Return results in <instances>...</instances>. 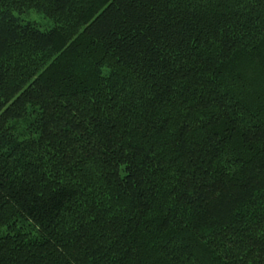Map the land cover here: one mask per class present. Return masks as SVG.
I'll return each mask as SVG.
<instances>
[{
  "label": "trees",
  "instance_id": "trees-1",
  "mask_svg": "<svg viewBox=\"0 0 264 264\" xmlns=\"http://www.w3.org/2000/svg\"><path fill=\"white\" fill-rule=\"evenodd\" d=\"M0 264H264V0H0Z\"/></svg>",
  "mask_w": 264,
  "mask_h": 264
},
{
  "label": "rangeland",
  "instance_id": "rangeland-1",
  "mask_svg": "<svg viewBox=\"0 0 264 264\" xmlns=\"http://www.w3.org/2000/svg\"><path fill=\"white\" fill-rule=\"evenodd\" d=\"M21 17L24 21H32L37 23L43 29L51 28L54 25L51 19L36 11L29 12Z\"/></svg>",
  "mask_w": 264,
  "mask_h": 264
}]
</instances>
